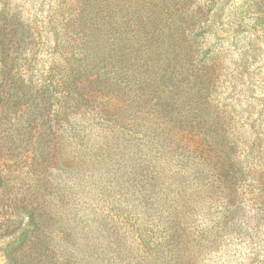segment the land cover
I'll use <instances>...</instances> for the list:
<instances>
[{
    "label": "trees",
    "instance_id": "obj_1",
    "mask_svg": "<svg viewBox=\"0 0 264 264\" xmlns=\"http://www.w3.org/2000/svg\"><path fill=\"white\" fill-rule=\"evenodd\" d=\"M184 1L41 0L42 60L24 54L31 23L0 31V264H193L178 222L176 251L147 247L129 262L126 235L102 211L138 177L146 196L163 173L151 155L216 175L183 205L242 208L232 197L248 186L255 149L236 153L240 140L210 97L217 62L202 35L214 33L215 13L204 27Z\"/></svg>",
    "mask_w": 264,
    "mask_h": 264
},
{
    "label": "rangeland",
    "instance_id": "obj_2",
    "mask_svg": "<svg viewBox=\"0 0 264 264\" xmlns=\"http://www.w3.org/2000/svg\"><path fill=\"white\" fill-rule=\"evenodd\" d=\"M40 2L0 0V31L9 32L15 22L31 23L33 35L24 40V54L42 60L48 52L41 43L40 18L49 6ZM184 8L195 20H202L204 27L209 24L206 18L215 13L214 33L201 29L205 33L202 32V38L212 44L217 62L214 82L209 85L210 97L228 122L230 134L240 140L236 153L246 151L248 145L255 149L252 172L246 180L248 186L242 188L239 200L232 197L231 203L242 202V208L234 206V214L227 215L220 202L208 205L209 208L193 205L192 200L190 206L183 205L182 196H199V189L218 183L216 175L201 173L195 178L193 173L185 172L190 167L184 160L158 155H151V160L163 173L154 171L155 177L144 187L146 196L140 189L145 181L138 177V186L128 183L117 188L115 204L107 201L101 208L104 214L113 216L118 234L126 235L121 253L129 251V262L135 261L134 256L147 247L153 253L161 245L168 248V254L169 250L176 251L180 246L178 222L193 237L186 250L193 264H264V0H185ZM257 16L263 20H256ZM34 36L40 41L35 46L30 40ZM1 56L0 50V60ZM23 70L27 76L35 73L28 65ZM202 135L195 138L197 142H202ZM206 151L214 157L213 151ZM157 167L151 168L158 172ZM111 245L116 249L115 244ZM110 255L111 251L106 254Z\"/></svg>",
    "mask_w": 264,
    "mask_h": 264
}]
</instances>
